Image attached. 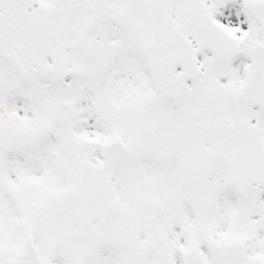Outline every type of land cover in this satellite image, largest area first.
<instances>
[{"label":"snow or ice","instance_id":"obj_1","mask_svg":"<svg viewBox=\"0 0 264 264\" xmlns=\"http://www.w3.org/2000/svg\"><path fill=\"white\" fill-rule=\"evenodd\" d=\"M0 264H264V0H0Z\"/></svg>","mask_w":264,"mask_h":264}]
</instances>
